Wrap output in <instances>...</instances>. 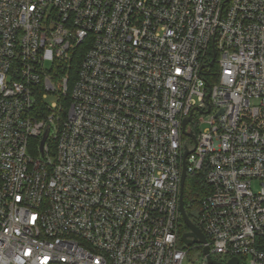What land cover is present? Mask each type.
I'll list each match as a JSON object with an SVG mask.
<instances>
[{"label":"built area","instance_id":"obj_1","mask_svg":"<svg viewBox=\"0 0 264 264\" xmlns=\"http://www.w3.org/2000/svg\"><path fill=\"white\" fill-rule=\"evenodd\" d=\"M184 170L210 188L196 259ZM206 246L264 264V0H0V264Z\"/></svg>","mask_w":264,"mask_h":264},{"label":"trees","instance_id":"obj_2","mask_svg":"<svg viewBox=\"0 0 264 264\" xmlns=\"http://www.w3.org/2000/svg\"><path fill=\"white\" fill-rule=\"evenodd\" d=\"M210 192V188L205 182V175H189L184 189V203L187 214L192 222L196 223V215L199 213L202 201ZM188 228L185 223L181 226V236L188 233ZM189 251L197 250L196 247L188 248Z\"/></svg>","mask_w":264,"mask_h":264},{"label":"water","instance_id":"obj_3","mask_svg":"<svg viewBox=\"0 0 264 264\" xmlns=\"http://www.w3.org/2000/svg\"><path fill=\"white\" fill-rule=\"evenodd\" d=\"M189 121H190V119H188L185 122L184 129H185V127H186V125L188 124ZM47 136H48V134H46L44 136V138L42 139L41 149H43V147H44V145L46 143ZM186 156H187V154H186ZM186 179H187V173H186V170H184L183 171V175H182V181H181L180 210H181V213H182L183 221H184L185 225L187 226V228L189 229V232L186 233L183 236V242L188 247H192L195 244L206 245L207 244V240H206L204 234L191 221V219L189 218V216L187 214L186 208H185V203H184V188H185ZM203 253L208 256V262H209V264H223V263H219V262H217V261H215V260H213L211 258L210 254H209V248L207 246L204 248ZM227 264H238V261L236 259H233V260H231Z\"/></svg>","mask_w":264,"mask_h":264},{"label":"rangeland","instance_id":"obj_4","mask_svg":"<svg viewBox=\"0 0 264 264\" xmlns=\"http://www.w3.org/2000/svg\"><path fill=\"white\" fill-rule=\"evenodd\" d=\"M55 98L54 97H50L49 98V100L47 101L49 104L50 103H52V102H55ZM207 128V125L206 124H203L202 126H201V131H204L205 129ZM54 133V132H53ZM254 188H257V186H254ZM195 251L194 250H192L191 252H190V256H191V258H193V259H196L197 257H198V254L197 253H194Z\"/></svg>","mask_w":264,"mask_h":264},{"label":"flooded vegetation","instance_id":"obj_5","mask_svg":"<svg viewBox=\"0 0 264 264\" xmlns=\"http://www.w3.org/2000/svg\"><path fill=\"white\" fill-rule=\"evenodd\" d=\"M196 245V244H195Z\"/></svg>","mask_w":264,"mask_h":264}]
</instances>
